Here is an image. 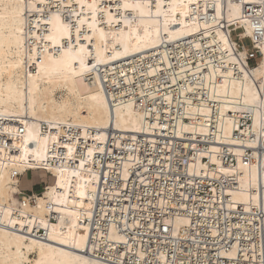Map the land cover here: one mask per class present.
<instances>
[{"label":"bare ground","instance_id":"obj_1","mask_svg":"<svg viewBox=\"0 0 264 264\" xmlns=\"http://www.w3.org/2000/svg\"><path fill=\"white\" fill-rule=\"evenodd\" d=\"M152 167L264 236V0H0V264H121Z\"/></svg>","mask_w":264,"mask_h":264},{"label":"built area","instance_id":"obj_2","mask_svg":"<svg viewBox=\"0 0 264 264\" xmlns=\"http://www.w3.org/2000/svg\"><path fill=\"white\" fill-rule=\"evenodd\" d=\"M100 158L109 159L105 154ZM226 162L234 163L231 157ZM152 169L146 171V182L122 187L123 198L117 201L125 204L130 223L137 222L129 233L135 249L122 257L121 264H264L262 232L212 199L211 183L206 190L183 188L191 196L163 197L157 194L160 184L163 188L165 181L179 179L178 172L166 169L164 177L152 174ZM185 179L182 173L181 180ZM254 240L260 241L257 247ZM232 251L235 255L229 256Z\"/></svg>","mask_w":264,"mask_h":264},{"label":"rangeland","instance_id":"obj_3","mask_svg":"<svg viewBox=\"0 0 264 264\" xmlns=\"http://www.w3.org/2000/svg\"><path fill=\"white\" fill-rule=\"evenodd\" d=\"M240 30H232L231 34L240 49L243 48V44H241V40L239 37ZM244 44L248 48V58L250 57V65L255 66L258 61L261 60L262 56L258 53V50H254L251 39H244ZM242 47V48H241ZM19 186L22 190L26 191L20 195L22 199L24 195L30 194L34 195L35 193H41L45 187H47L48 183H52V177L45 170L37 169L30 170L24 176L21 177Z\"/></svg>","mask_w":264,"mask_h":264}]
</instances>
